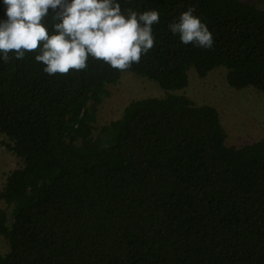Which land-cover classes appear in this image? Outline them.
I'll list each match as a JSON object with an SVG mask.
<instances>
[{
  "label": "trees",
  "instance_id": "1",
  "mask_svg": "<svg viewBox=\"0 0 264 264\" xmlns=\"http://www.w3.org/2000/svg\"><path fill=\"white\" fill-rule=\"evenodd\" d=\"M157 10L155 45L128 70L43 72L35 53L0 58V132L23 165L7 176L0 264H264V138L227 144L218 109L173 91L189 70L227 69L231 87L264 93V6L244 0H118ZM189 7L211 50L169 23ZM0 0V20L7 19ZM55 13L42 23L58 21ZM126 71L168 91L133 100L94 136L99 105Z\"/></svg>",
  "mask_w": 264,
  "mask_h": 264
},
{
  "label": "clouds",
  "instance_id": "2",
  "mask_svg": "<svg viewBox=\"0 0 264 264\" xmlns=\"http://www.w3.org/2000/svg\"><path fill=\"white\" fill-rule=\"evenodd\" d=\"M7 19L0 20V58L22 60L35 53L49 76L87 68L89 57L125 71L139 63L155 45L153 25L160 23L157 10L124 9L118 0H4ZM58 21H42L49 10ZM189 7L169 23L184 45L211 50L214 38L207 23Z\"/></svg>",
  "mask_w": 264,
  "mask_h": 264
},
{
  "label": "rangeland",
  "instance_id": "3",
  "mask_svg": "<svg viewBox=\"0 0 264 264\" xmlns=\"http://www.w3.org/2000/svg\"><path fill=\"white\" fill-rule=\"evenodd\" d=\"M264 6V0H244ZM189 84L181 90L197 105L209 104L220 113L227 132V144L241 147L264 138V93L253 87L236 89L226 79L227 69L217 67L201 77L194 68L188 72ZM109 94L99 105L94 136L105 139L102 127L121 118L125 107L133 100L145 97H164L168 91L149 78L126 71L118 83L108 87ZM9 139L0 132V190L11 171L23 165V161L8 146ZM11 211L5 201H0V210ZM10 251L9 241L0 236V254Z\"/></svg>",
  "mask_w": 264,
  "mask_h": 264
}]
</instances>
